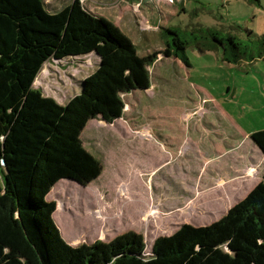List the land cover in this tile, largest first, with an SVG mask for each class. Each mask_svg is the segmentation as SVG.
<instances>
[{
	"label": "rangeland",
	"instance_id": "obj_1",
	"mask_svg": "<svg viewBox=\"0 0 264 264\" xmlns=\"http://www.w3.org/2000/svg\"><path fill=\"white\" fill-rule=\"evenodd\" d=\"M71 1L44 3L48 11H56ZM80 1L109 22L114 33L90 53L44 62L33 88L63 105L80 92L85 79L100 70L110 72L121 58L153 52L157 57L148 67L150 86L120 95L122 115L112 123L98 115L80 134L84 147L102 164L103 173L93 185L99 190L64 179L52 187L48 200L57 202L53 217L68 244L108 241L132 230L143 236L148 254L154 237L169 233L182 222L209 224L229 208L225 200L209 202L208 197L223 195L224 189L205 186L197 191L187 185L193 177H200L199 171L203 169L199 180L210 183L216 171L237 162L233 167L238 168V174L235 168L223 173V177L240 181L233 204L264 173V155L250 137L264 128V56L228 63L222 60L221 48L201 53L191 45L186 48L190 65L185 67L177 57L164 55L166 41L174 34L163 29L170 26L190 40L196 28H217L246 42L255 38L249 31L264 33V0ZM114 36H121L124 43L118 44ZM156 113L163 131L159 134L178 140L171 143L181 147L174 155L162 151V144L155 142L156 131L150 126ZM151 139L155 142L152 146ZM202 154L217 157L214 167L212 163L204 166ZM162 155L170 157L165 159L166 165L147 174ZM201 161L204 165L199 167ZM246 164L254 170L244 182ZM87 201L93 204L91 209ZM196 202L199 206L186 205Z\"/></svg>",
	"mask_w": 264,
	"mask_h": 264
},
{
	"label": "trees",
	"instance_id": "obj_2",
	"mask_svg": "<svg viewBox=\"0 0 264 264\" xmlns=\"http://www.w3.org/2000/svg\"><path fill=\"white\" fill-rule=\"evenodd\" d=\"M163 31L174 34L164 55L186 66L191 45L201 53L221 48L228 63L264 56V33L249 31L255 38L245 42L217 28H196L190 40L170 26ZM111 33L109 22L80 0L56 11L44 0H0V264H264V173L219 219L182 223L157 236L148 254L132 230L74 246L62 237L47 194L61 179L86 186L101 174L80 134L98 115L107 123L120 117L122 93L150 86L148 67L157 54L121 58L110 72L85 79L63 105L32 84L50 58L90 53ZM250 137L264 155V128Z\"/></svg>",
	"mask_w": 264,
	"mask_h": 264
},
{
	"label": "crops",
	"instance_id": "obj_3",
	"mask_svg": "<svg viewBox=\"0 0 264 264\" xmlns=\"http://www.w3.org/2000/svg\"><path fill=\"white\" fill-rule=\"evenodd\" d=\"M178 13V12H177ZM175 57V56H174ZM176 58V57H175ZM185 67H187L186 65H184ZM144 90H146V89H144ZM203 99H206V98H203ZM190 114V112L189 113H187V115H189ZM168 117H172L171 116V114L168 116ZM158 118H160V116H158L157 115V113H156V116H151V129H152V132L154 131V128H155V131H156V133H155V138H156V140H155V142H156V144L157 143H161L162 144V151H166V152H169V154L171 153L172 154V152H173V154L172 155H174L175 153H178V151L179 150H181L180 148V146H178V147H175V144H176V142L178 141L176 138H173V137H170V136H167V135H160L159 134V131H161V132H163L161 129H160V126H159V124L157 123V121H158ZM164 121H162V123H163ZM144 136L142 135V136H140V138H143ZM138 141V143H140V144H142V143H144V141L143 140H137ZM150 141H152L151 143H150V145L152 146V144H154L155 142H154V140L153 139H151ZM142 142V143H141ZM154 142V143H153ZM171 143H175V144H171ZM173 147V148H172ZM142 148H143V146H142ZM142 148H141V150H142ZM140 148H138L137 150H139ZM143 149H145V148H143ZM170 149H171V151H170ZM175 149V150H174ZM90 151V150H89ZM261 151V150H260ZM91 152V151H90ZM92 153V152H91ZM262 153V152H261ZM93 155H94V153H92ZM263 155V154H262ZM95 156V155H94ZM200 157H203L204 159H205V165H204V163H202V161L200 162V164L198 165L199 167L201 166V164L202 165H204V166H206V165H208L209 163H212L213 164V167H214V164L217 162V157H215V156H206V155H201ZM168 158H170V157H167V158H165V155H162V157H161V159L157 162L158 163V165H153V167H152V170H148V173L147 174H150L151 173V171H153V169H154V171L156 170V169H159L161 166H164V165H166V160L165 159H168ZM233 164H235V163H237V162H232ZM160 164V165H159ZM233 164H232V167L231 168H220V170H218V171H216L214 174H213V178H212V181L210 182V183H203V182H201L199 179L200 178H202V175H200L201 173H202V171H203V169H202V171H199V178H194L193 176V181L190 183L189 181L187 182V185L188 186H193L194 187V190H197V191H200L202 188L204 189V187L205 186H208V187H206V188H209V190H211V189H217V188H221V189H224L225 190V193L223 194V195H218V196H214V197H208V198H210L211 199V201H209V202H213V203H217V201H221V200H225V201H228V205H229V207H231L232 205H234L236 202H238V201H236L234 204L232 203L233 202V194L237 191V189L239 188L238 187V184H239V180H237L235 177H232V178H227L228 176H226V177H223V173H225L226 172V170H229V171H234V168H235V171L234 172H236L237 170H238V168L236 167V166H234L233 167ZM191 165V167L192 168H196V165H194V164H190ZM150 166V165H149ZM245 167H246V169H245V171H243L246 175H243L244 176V182L246 181H249V179L251 178V177H249V176H253V174H251L252 173V171H251V169H253L254 170V166L253 165H251V166H249V165H245ZM203 168H205V167H203ZM244 170V169H243ZM154 171H153V173H154ZM228 171V172H229ZM185 172V171H184ZM242 172V173H243ZM102 173H103V169H102V172H101V174L96 178V179H94V180H92L90 183H88L86 186H83V187H86V188H90V189H92L93 191H98L99 189H97V187L96 186H93V185H95V183H96V181H98L99 180V178L101 177V175H102ZM187 173H190V171H188ZM237 173V172H236ZM238 174V173H237ZM241 174V173H240ZM191 175V174H190ZM64 181V179H61V180H59V182H57L56 183V185L58 184V183H60V182H63ZM242 181V182H243ZM256 185V184H255ZM255 185H253V187L255 186ZM55 186V185H54ZM252 187V188H253ZM199 188H200V190H199ZM251 188V189H252ZM207 193V192H206ZM248 193V192H247ZM49 194V193H48ZM47 194V196H46V199H48L49 198V195ZM52 198V197H51ZM90 199V198H89ZM217 199H220V200H217ZM241 200V199H240ZM88 202V201H87ZM89 203V206H90V209L93 207V204L91 203V202H88ZM214 204V205H215ZM187 205V207L189 208V207H191V206H199V205H197V202L196 203H188V204H186ZM213 205V206H214ZM56 208H57V202H56ZM209 208H211V207H209ZM64 209L65 210H67L68 212H71V210L69 209V208H67V207H64ZM205 209V208H204ZM228 210V209H227ZM226 210V211H227ZM55 212V211H54ZM72 213V212H71ZM70 213V214H71ZM54 216V215H53ZM222 216V215H221ZM54 218V217H53ZM220 218V217H219ZM218 218V219H219ZM55 220V219H54ZM182 223H186V222H182ZM181 223V224H182ZM180 224V225H181ZM58 225H59V223H58ZM178 228V226H176L174 229H172L169 233H167V234H164V235H169V234H171V233H173L176 229ZM60 230V232H61V229H59ZM61 234H63L62 232H61ZM157 237V236H156ZM156 237H154V239L156 238ZM153 239V240H154ZM153 242V241H152ZM152 244V243H151Z\"/></svg>",
	"mask_w": 264,
	"mask_h": 264
},
{
	"label": "built area",
	"instance_id": "obj_4",
	"mask_svg": "<svg viewBox=\"0 0 264 264\" xmlns=\"http://www.w3.org/2000/svg\"><path fill=\"white\" fill-rule=\"evenodd\" d=\"M166 1L169 2V3L173 2V0H166Z\"/></svg>",
	"mask_w": 264,
	"mask_h": 264
}]
</instances>
